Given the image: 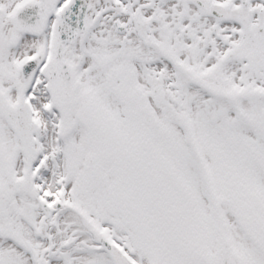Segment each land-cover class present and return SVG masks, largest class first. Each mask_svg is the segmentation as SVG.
I'll use <instances>...</instances> for the list:
<instances>
[{
  "label": "snow or ice",
  "instance_id": "6c2138e0",
  "mask_svg": "<svg viewBox=\"0 0 264 264\" xmlns=\"http://www.w3.org/2000/svg\"><path fill=\"white\" fill-rule=\"evenodd\" d=\"M0 264H264V0H0Z\"/></svg>",
  "mask_w": 264,
  "mask_h": 264
}]
</instances>
